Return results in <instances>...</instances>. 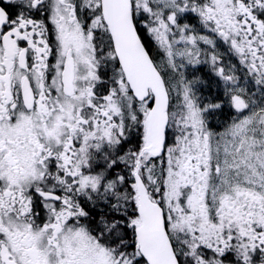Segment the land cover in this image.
I'll return each mask as SVG.
<instances>
[{"label":"snow or ice","instance_id":"obj_1","mask_svg":"<svg viewBox=\"0 0 264 264\" xmlns=\"http://www.w3.org/2000/svg\"><path fill=\"white\" fill-rule=\"evenodd\" d=\"M0 264H264V0H0Z\"/></svg>","mask_w":264,"mask_h":264}]
</instances>
